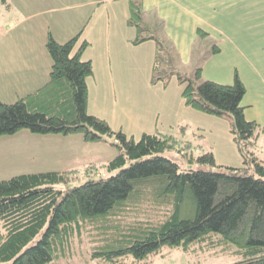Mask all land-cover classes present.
I'll use <instances>...</instances> for the list:
<instances>
[{"label": "trees", "instance_id": "16d2710c", "mask_svg": "<svg viewBox=\"0 0 264 264\" xmlns=\"http://www.w3.org/2000/svg\"><path fill=\"white\" fill-rule=\"evenodd\" d=\"M128 6L126 23L138 31L131 42L152 39L156 44L150 84L166 87L175 77L185 106L227 120L242 165L217 164L208 151L194 160L220 170L182 169L161 154L175 146L172 135L143 132L134 139L90 114L86 79L93 64L81 57L89 43L77 46L79 33L63 42L48 35V79L13 102L0 101V136L23 129L80 134L85 142L113 146L117 154L104 162L0 179V260L49 264L64 253L73 231L84 228L91 257L108 262L142 259L163 246L219 243L251 252L229 264H264V161L253 150L264 127L244 115L245 85L236 73L230 84L203 78L199 66L193 77L181 73L169 43L143 34L149 27L142 0H128ZM205 34L197 30V35ZM105 169L117 171L93 178L95 170ZM79 173H87V179L69 186Z\"/></svg>", "mask_w": 264, "mask_h": 264}, {"label": "crops", "instance_id": "0c3cea01", "mask_svg": "<svg viewBox=\"0 0 264 264\" xmlns=\"http://www.w3.org/2000/svg\"><path fill=\"white\" fill-rule=\"evenodd\" d=\"M27 5L28 10L23 12ZM142 7L143 19L151 16L157 19L182 64L190 59L193 41L199 37L197 30H203L206 34L201 37L207 36L205 39H210L213 45L203 56L201 75L230 84L236 73L245 85L241 101L245 117L264 127V0H142ZM11 9H15L14 15L10 14ZM128 15V0L0 2V101L13 102L47 81L52 62L45 46L48 35L63 42L79 33L77 46L83 40L89 43L81 57L93 64V74L86 79L88 112L133 137L156 131L158 123L163 124L162 105L156 101L157 97L148 102L146 97H151L144 90L166 94L170 81L166 87L161 83L150 84L156 44L152 39L139 44L131 42L138 31L126 23ZM136 87L142 97L135 95ZM180 90L177 84L171 93L175 97L177 92L179 96ZM127 94L136 98L127 100ZM182 105L181 98L174 107L176 115L182 112ZM124 106L129 109L122 110ZM173 117L177 120L178 116ZM7 136L25 139L26 146L50 140L55 153L50 161H43L36 154L35 158L24 156L23 161L9 167L7 159L0 160V179L104 162L117 154L111 145L85 142L79 134H34L23 129L0 136V141H7ZM259 149L264 154L263 147ZM254 151L258 156L256 146ZM7 169L20 172L7 174Z\"/></svg>", "mask_w": 264, "mask_h": 264}, {"label": "rangeland", "instance_id": "374dc122", "mask_svg": "<svg viewBox=\"0 0 264 264\" xmlns=\"http://www.w3.org/2000/svg\"><path fill=\"white\" fill-rule=\"evenodd\" d=\"M28 6L29 5L25 6L26 8H24L23 12L28 10ZM11 11L12 12H10V14L14 15L15 9H11ZM18 16H20V14H18ZM144 21L150 27L147 32L143 31V34H153L156 38L164 41V44L167 46L169 41H167L163 31H161V27H159L157 19L152 16L149 19L144 17ZM205 38L208 37L199 36L197 41H193L194 44L191 48V56L186 64H182L178 61L179 57L174 51L173 46L169 43L171 46L169 49L171 54L174 56V65L181 73L189 77H193L196 68L202 65L204 61V54H206L213 45V43L210 42V39ZM202 77L206 78L204 75ZM157 85H160V83ZM174 85L177 86V81L175 77H172L170 79V84H168L169 88L165 91L166 94L158 95L155 90H144L145 94L151 97H146L148 102H152V99L155 100L157 97L156 101L160 103V106L162 105L160 115L163 124L159 122L156 131L165 133L166 135H172L177 140L172 149H167L161 154L176 161L182 169L207 168L214 171L220 170V167H209L207 164H200L194 160L196 156L208 151L213 152L217 164H229L231 166H237V164L240 165L242 163V159L232 140L227 120L214 115L202 113L185 105L181 106L184 110L182 109V112L179 115H176L174 107L177 102L181 100V98L180 93L178 96V93L175 92V97L171 93L173 87H175ZM139 87L140 89L142 88L141 85H139ZM135 95L140 97L143 96V94L140 95L138 87H136ZM135 95L127 94L126 99H135ZM9 96L10 95H7V98H9ZM127 109L129 108H125V106L122 108V110ZM195 113L197 115H194ZM172 116H178L177 120L175 117L171 119ZM181 124L185 125L184 129L180 128ZM162 127H164V130H162ZM182 130H184V132ZM138 137L139 136L133 138L137 139ZM37 143H35L34 146H26L28 143L25 139H10L7 136V141H0V153H3L2 155H4L0 157V160L7 159V167L11 166L13 163L23 161L24 156H34L33 158H35L36 154L38 157L41 156L43 161H50L55 153V151L52 150L55 148V145L50 140H39ZM61 146L62 145L59 147ZM64 146H67V144L65 143ZM255 146L259 151L258 157L264 160V154L262 151L260 152L259 149H262V147L264 149L263 131L259 134L253 150ZM30 151H32V153ZM31 168L32 167H30V169ZM42 168L47 170L48 167ZM52 168L53 166L50 167L49 170ZM116 171L117 170L109 172L106 171V169L95 170L94 172L96 173L93 174V178L107 177L114 174ZM18 172L20 171L7 169V174H14ZM86 174L87 173H79L76 178L69 181V186L78 185L84 182L87 179ZM212 239L214 242H218V237L213 236ZM91 247L92 245L86 230L84 228H81L80 230L75 229L64 253L60 254L58 258L49 264H229L251 256V252L249 250L239 249L232 244L225 246L219 243L215 245H207L203 243L201 245L189 246L186 249L183 248V246L173 248L163 246L159 249V251L149 254L142 259L123 257L114 262H108L99 258L91 257ZM0 264H11V261L0 260Z\"/></svg>", "mask_w": 264, "mask_h": 264}]
</instances>
